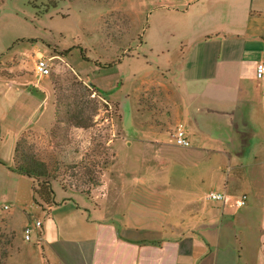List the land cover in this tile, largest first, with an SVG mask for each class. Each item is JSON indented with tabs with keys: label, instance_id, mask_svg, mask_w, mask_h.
<instances>
[{
	"label": "rangeland",
	"instance_id": "374dc122",
	"mask_svg": "<svg viewBox=\"0 0 264 264\" xmlns=\"http://www.w3.org/2000/svg\"><path fill=\"white\" fill-rule=\"evenodd\" d=\"M192 1L0 0V76L36 81V52L52 55L50 75L40 77L44 104L17 140L18 163L46 169L57 201L84 196L89 209L150 239L179 238L204 223L205 210L220 203L209 193L222 192L206 172L209 159L175 145L179 127L165 116L160 85L181 55L167 32ZM143 134L166 139V157L140 142ZM12 148L6 136L0 159ZM18 175L0 164V264H37L24 231L47 212L34 201V180Z\"/></svg>",
	"mask_w": 264,
	"mask_h": 264
},
{
	"label": "crops",
	"instance_id": "0c3cea01",
	"mask_svg": "<svg viewBox=\"0 0 264 264\" xmlns=\"http://www.w3.org/2000/svg\"><path fill=\"white\" fill-rule=\"evenodd\" d=\"M176 18L167 35L181 55L172 70L161 71L165 116L186 133L190 152L209 159L206 172L227 203L205 210L204 223L179 238L150 239L101 208L89 209L84 196H71L36 220L37 264H264V80L256 78L264 63V0H193ZM41 57L48 56L37 51ZM35 78L0 76V144L6 136L13 143L0 164L10 174L18 175L17 140L44 104L46 88ZM141 138L166 157V139ZM243 196L246 205L236 207Z\"/></svg>",
	"mask_w": 264,
	"mask_h": 264
},
{
	"label": "trees",
	"instance_id": "16d2710c",
	"mask_svg": "<svg viewBox=\"0 0 264 264\" xmlns=\"http://www.w3.org/2000/svg\"><path fill=\"white\" fill-rule=\"evenodd\" d=\"M48 8L49 7H47L46 10H44V13L47 12ZM91 86L94 87L93 85ZM95 89L102 95L112 94V92L106 93L100 91L97 88ZM15 152L17 153V149ZM13 161H14L13 170L16 173L29 177L34 180V184H35L33 187L34 201L43 211L49 212L50 209L53 208L54 206L60 205L65 201L70 200V199H64L62 201H57L56 191L54 190L52 183L49 180L48 171L46 169H39V166H35L30 159H25L23 164H20L16 159V155H14Z\"/></svg>",
	"mask_w": 264,
	"mask_h": 264
},
{
	"label": "built area",
	"instance_id": "2783aa9c",
	"mask_svg": "<svg viewBox=\"0 0 264 264\" xmlns=\"http://www.w3.org/2000/svg\"><path fill=\"white\" fill-rule=\"evenodd\" d=\"M35 72L39 77H48L51 73V69L48 63V60L45 58H39L36 62L35 66ZM256 78L258 80H264V63H258L256 66ZM173 139L175 142V145L180 148H188L191 146L190 141L188 140L186 133L183 131L182 128H178L176 132L173 135ZM207 199L209 201H214V202H220V203H227L228 197L225 193H220V192H211ZM246 196H243L241 199L235 201V206L236 207H243L246 205ZM3 210H9L7 206L3 208ZM1 216V215H0ZM41 227V222L37 221L35 223L34 228L40 229ZM34 228L27 227L25 229V240L30 241L32 240V233Z\"/></svg>",
	"mask_w": 264,
	"mask_h": 264
}]
</instances>
